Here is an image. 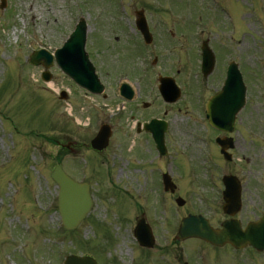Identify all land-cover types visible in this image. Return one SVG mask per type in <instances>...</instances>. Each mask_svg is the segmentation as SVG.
Instances as JSON below:
<instances>
[{"label": "rangeland", "instance_id": "374dc122", "mask_svg": "<svg viewBox=\"0 0 264 264\" xmlns=\"http://www.w3.org/2000/svg\"><path fill=\"white\" fill-rule=\"evenodd\" d=\"M217 2L213 16L215 6L209 0H5L0 9V264H62L70 254L91 256L97 264H142L145 252L140 257L129 228L135 225L138 204L148 221L152 210L160 211L162 221L168 218V207L158 206L160 197L154 196L155 176L162 168L189 200L185 209L177 210L180 216L188 209H200L210 217L216 213L219 184L210 179L217 175L211 169L216 161L209 160L210 135L197 108L200 95L191 92L189 82L196 83L193 72L177 73L160 64L143 77L153 80L160 73L176 79L182 96L175 106L160 103L155 109H139L131 119L127 111L118 112V101H108V84L125 80L131 65H147L142 61L149 57H139L133 48L134 12L142 4L183 12L192 29L210 14L208 21L217 18L218 28L211 26L203 39L232 45L247 88V104L236 119L239 175L264 181V1ZM79 18L87 25L85 50L107 100L79 92L56 66L48 70L52 89L41 82L43 69L28 64L31 52L59 48ZM235 27L237 34L228 35ZM61 91L71 93L65 102L59 100ZM149 115L169 123L167 144L183 153L187 175L178 155L156 162L149 138L135 134L134 120ZM106 122L113 129L110 145L96 158L87 147ZM49 125L55 128L49 130ZM185 131L193 136H182ZM170 149L169 155L174 152ZM58 158L69 177L90 185L94 204L78 229L68 234L60 226L56 188L49 178ZM194 176L198 180L193 184Z\"/></svg>", "mask_w": 264, "mask_h": 264}, {"label": "flooded vegetation", "instance_id": "af4514ba", "mask_svg": "<svg viewBox=\"0 0 264 264\" xmlns=\"http://www.w3.org/2000/svg\"><path fill=\"white\" fill-rule=\"evenodd\" d=\"M160 4V2H159ZM161 5V4H160ZM158 5V7L160 6ZM144 12L147 11L149 15L146 17V24L148 31L151 34L152 42L150 46L145 48V51H150L157 53L159 57H154L152 60V67L156 68L157 65L161 64L167 67L169 70H175L177 72L186 70H196L200 68V49L194 51L193 37L191 36V28L184 16L176 15V10L164 11L163 7L157 8L153 7L148 9L143 8ZM155 14L152 15L151 13ZM169 12V15L167 14ZM138 36V45L141 43V37ZM213 55L214 66L212 73L206 80L205 92L208 93L207 97L202 101L203 105L206 103L207 99L218 91V84L223 81L227 67L231 63H236L238 56L232 46L226 45L224 42H207ZM181 55V59L177 56ZM239 60V59H238ZM199 64V66H198ZM188 67V68H186ZM145 83L142 80L134 82L135 88V99L132 102L125 103V109L129 112L130 117L133 119V113L141 110H149L151 108L157 107V99L152 93V88L149 85L148 90L145 88ZM112 93L113 89L108 90ZM118 97V90L115 91L114 96ZM153 99L149 103L142 101V98ZM147 104V105H145ZM145 123V121H142ZM140 122L137 121L135 131H141ZM214 134L211 144L215 150V159L222 164L213 168L215 173H218V182L221 183L223 176H234L240 186V209L233 216L232 220L237 222L240 228H244L248 224L256 223L261 217L264 211V181L258 180L254 181L248 178H242L239 175L240 167L236 163L235 149L237 141L235 139V133L232 135L233 139V149L230 151L232 160L225 164L222 157L219 155L218 147L214 145V139L216 136L220 137H230L229 135L220 134L214 130H210ZM184 137H189L192 135L190 131H185L181 133ZM185 146V145H184ZM172 147H175L172 145ZM173 152V151H172ZM178 155L177 151L174 150L173 154L169 155V149L163 157H157L158 160L169 157V160ZM227 167V168H226ZM165 175V177L163 176ZM187 179L188 177L185 176ZM183 178V177H182ZM181 178V179H182ZM166 179L169 183V191L163 192L161 181ZM175 185L174 192H171L172 186L170 182ZM154 193L162 194L163 204L168 207V218L162 221L160 211L152 210L150 216L153 218L148 221L146 214L142 207L140 218L144 220L146 226L150 229L153 236V248L151 249H140V257L144 256L142 264H264V253L258 252L253 248L246 246L241 249H235L229 245L224 246H213L204 241L198 239H189L182 241L178 234L177 224V210L185 209L189 205V200L184 199L179 192L177 187L176 179H173L172 174L169 173L164 168L158 169V173L155 176L154 181ZM220 195V194H218ZM217 196V193H216ZM215 196V197H216ZM182 198L184 200V205L181 208L176 207V199ZM222 200L221 197H217L215 200L216 213L210 217L206 212L198 209L192 211L188 209L184 216H202L205 218L209 225L214 229L218 230L221 224L228 220L229 218L220 214L221 220L216 218L218 212L222 210ZM210 208V207H209ZM190 210V211H189ZM153 253V255H150ZM142 255V256H141ZM139 257V258H140Z\"/></svg>", "mask_w": 264, "mask_h": 264}, {"label": "water", "instance_id": "95a60500", "mask_svg": "<svg viewBox=\"0 0 264 264\" xmlns=\"http://www.w3.org/2000/svg\"><path fill=\"white\" fill-rule=\"evenodd\" d=\"M85 36L86 25L84 21L80 20L63 47L55 51L54 57L56 64L78 86L93 94H100L102 92V87L97 77L94 75V68L88 61L87 55L84 53ZM41 61L44 68H49L52 65V57L45 51L35 52L29 58V62L32 65H38ZM42 79L48 81L50 76L45 73ZM162 85V94L166 101L173 102L179 97L177 91H175V95L172 93V90H174L172 82H163ZM244 93L245 89L239 73L236 69L229 70L222 93L211 100L213 110L208 117L211 126L219 129L232 126L234 116L244 105ZM151 127L153 128L154 124H152ZM109 137V129L108 134H105L104 129H102L91 142L92 148L98 151L102 150L106 147ZM161 139L162 137L155 134V141L158 145ZM50 179L58 187L57 205L62 225L66 230H74L84 219L92 206L88 194V186L86 184L75 183L66 176L60 166H56L52 170ZM227 180L228 182L225 183V195L230 200L231 198L237 197L238 189L237 187H231L232 180ZM178 205H181L179 201ZM191 222L192 220L190 218L182 221L179 231L182 237L198 236L209 241L220 240V243L225 241L231 244L248 242L253 247L264 250V217L257 228L248 229L244 234L240 232L235 234L230 225L225 224L223 226V231L219 234L205 235L201 233V231L187 228ZM260 234L261 242L258 240V235ZM255 235L258 237H255ZM64 264L96 263L89 257L69 256L65 259Z\"/></svg>", "mask_w": 264, "mask_h": 264}, {"label": "bare ground", "instance_id": "6f19581e", "mask_svg": "<svg viewBox=\"0 0 264 264\" xmlns=\"http://www.w3.org/2000/svg\"><path fill=\"white\" fill-rule=\"evenodd\" d=\"M49 87H53V85H52V84H50V85H49Z\"/></svg>", "mask_w": 264, "mask_h": 264}]
</instances>
